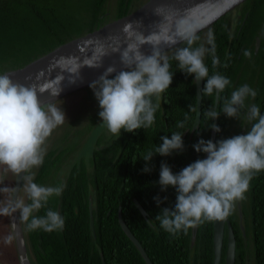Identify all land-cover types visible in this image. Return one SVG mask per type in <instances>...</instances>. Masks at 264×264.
<instances>
[{
    "label": "trees",
    "instance_id": "obj_1",
    "mask_svg": "<svg viewBox=\"0 0 264 264\" xmlns=\"http://www.w3.org/2000/svg\"><path fill=\"white\" fill-rule=\"evenodd\" d=\"M107 2L0 0V74L21 69L57 47L92 33L141 7L132 8L133 0H118L116 10L109 12ZM238 7L242 8V16L232 39H229L232 32L227 17L221 18L210 29L215 35L216 55L221 66L214 69L208 54L204 62L209 68V75L218 71L230 79L231 86L221 96H230L235 88L248 84L256 90L255 105L264 114V0H248ZM204 33L199 34L202 39L198 43L206 38ZM258 35L261 47L257 61L261 60V66L245 63L246 57L241 54L242 45L236 46L235 42L237 39L240 44L246 43L244 50L251 51V57H255L254 43ZM184 46L183 43L178 47ZM176 48L168 52L169 56ZM170 63V70L174 72L173 82L161 94V108L156 112L150 128L131 133L121 130L123 135L117 139H101V143L106 144L105 148L93 149V158L88 161L85 156L80 157L72 166L74 153L83 138L93 130L106 129V126L97 124V118L90 114L86 124L74 131L75 136H71V130L66 132L65 146L56 147L45 155L34 182L51 186L61 181L66 184L62 195L50 198L48 203V207L54 210L58 211L60 207L65 227L63 231L47 233L43 230L27 232L23 225L32 264H146L119 223L120 211L153 264H213L214 221L199 225L196 244L192 249V229L187 234L181 232L173 236L155 220L162 208H174L177 195L171 186L161 191L158 183L161 164L166 163L173 174H177L197 159H203L204 153H197L193 145L199 139L210 140V124L221 129L219 133L216 132V142L246 134L252 124L245 117L246 108L241 114L242 118L239 116L236 120L227 119L223 113L217 121L209 120L203 112L215 106L216 96H204L199 127L191 140L188 139L189 133L184 149L173 151L169 156L154 154L150 162L144 161L141 157L147 151L154 150L164 134L171 135L174 130L182 133L186 128L191 132L195 123L197 110H190L197 109L194 76L180 71L175 60ZM224 63L228 64L227 68L222 66ZM90 89L87 90L88 100L97 101ZM153 102H156L155 97ZM186 115L185 127L177 128L176 123L183 121ZM146 165L150 172L143 171ZM90 195L94 202L95 234L90 225ZM157 196L163 200L159 206L154 200ZM164 197L167 199L164 200ZM135 200L145 209L148 219L141 214ZM241 210L243 216L247 217L248 227L246 236L239 230L236 264H264V171L256 174L250 182L246 199L241 201ZM44 212L45 209H42L35 215H44ZM233 214L234 220H239L237 211H233ZM150 219L153 220L151 224L147 222Z\"/></svg>",
    "mask_w": 264,
    "mask_h": 264
},
{
    "label": "clouds",
    "instance_id": "obj_2",
    "mask_svg": "<svg viewBox=\"0 0 264 264\" xmlns=\"http://www.w3.org/2000/svg\"><path fill=\"white\" fill-rule=\"evenodd\" d=\"M155 14L161 19L148 35L140 30L142 21L135 22V27L132 22L124 25L127 46L120 52L122 69L117 71L114 66H109L89 85L101 109L98 113L101 124L117 138L121 130L131 133L150 128L161 108V94L173 82L172 60L177 62L180 71L194 76L195 81H206L201 89L202 97L215 94L222 102L219 111L213 105L208 107L203 112L206 118L218 119L221 113L238 118L241 109L246 107V99H254L257 92L249 85H242L231 91L230 96H221L231 86V81L218 71L209 75L204 62L208 54L214 69L221 66L216 55L214 32L209 30L204 41L198 43L202 39L198 35L202 25L187 16L174 18L165 14L162 7H157ZM232 38L233 35L229 34V39ZM177 42L186 46L176 48L169 56L164 46ZM146 44L151 47L150 54L141 50ZM105 55L106 50L99 45L84 63L99 68ZM243 55L250 59L252 53L244 50ZM71 63L73 66L69 71L78 76L80 66ZM222 66L227 68L228 64ZM38 91H48L54 99L42 103ZM60 91L50 85L40 88L24 86L13 82L9 74H0V172L11 173L22 184L19 188L9 186L0 176V216L15 217L18 212L19 222L24 224L27 232L43 230L52 233L63 231L65 227L64 217L49 208L48 203L50 198L62 195L66 184L61 181L51 186L34 182V169L44 162L49 137L66 120L55 99ZM187 119L186 115L176 127L183 129ZM247 120L253 123L246 134L217 142L199 139L193 148L197 153L207 154L206 158L197 159L179 173L173 174L166 163L161 164L158 181L161 191L171 186L177 193L174 208H162L155 217L165 232L177 236L181 232L187 234L189 229L205 222L225 220L233 213L236 203L246 199L250 182L256 174L264 171V114L259 106L247 107ZM209 127L217 133L221 131L215 124ZM183 133L174 131L170 138L162 136V143L141 158L150 162L154 154L169 156L173 151H182ZM143 171L150 172L151 169L146 165ZM20 191L24 197L18 195ZM154 200L158 206L163 203L159 196ZM42 209H45L44 215H35ZM152 221L147 222L151 224Z\"/></svg>",
    "mask_w": 264,
    "mask_h": 264
},
{
    "label": "water",
    "instance_id": "obj_3",
    "mask_svg": "<svg viewBox=\"0 0 264 264\" xmlns=\"http://www.w3.org/2000/svg\"><path fill=\"white\" fill-rule=\"evenodd\" d=\"M248 0H148L140 8L128 14L127 16L118 20L112 21L101 28L89 33L85 36L76 38L68 43H65L48 54L32 61L25 67L17 70H11L5 74H9L10 79L15 83L22 84L24 86L36 85L37 88L51 86L54 89H61L60 94L55 97L56 103L66 98L67 96L74 94L78 91H87L90 89V84L95 81L103 71L109 67L114 66L117 71L122 69L120 52L127 46L126 37L123 33V27L125 24L132 22L135 27V22L142 21V27L140 30L144 35H148L151 31L155 30V25L160 21L161 17L155 14L157 7H162L165 14H171L174 18L187 16L194 22L202 25L201 32L211 28L222 17L228 14L231 10L240 6ZM183 44L177 42L174 45H165L164 48L168 52L174 48ZM103 45L107 52V55L103 57L102 66L99 68L88 67L84 61L93 56L95 49ZM261 46V40L258 39L256 47L257 50ZM115 49V50H114ZM145 54H150V45H144L141 49ZM71 62H75L79 67V75L69 71L73 65ZM197 92V118L194 124V129L199 127V123L202 115V103L203 97L201 95V89L204 87V81H195ZM51 89H49L50 91ZM38 98L42 103L51 99L50 93L45 91L40 93L38 91ZM218 99L216 97L215 108H218ZM217 121V119H214ZM97 131V130H96ZM96 131H93L95 134ZM96 136V135H94ZM213 142H216V132L212 130L211 138ZM95 143V142H94ZM93 144H90L88 148L89 154L82 152L76 157V161L80 157L90 155L93 158ZM86 148V150L88 151ZM207 155V154H206ZM206 155L204 158H206ZM74 162L72 163L73 166ZM71 169V168H69ZM22 186L19 179L15 178L14 187L19 188ZM19 196H23L24 193L20 191ZM90 210V225L92 232L95 234L94 223V202L90 195L89 199ZM135 204L141 214L148 219V214L142 205L135 200ZM60 213V207L58 209ZM61 215V213H60ZM15 217H10L11 232L16 245L20 264H32L29 254V249L26 242V235L22 223L19 222V213L14 214ZM119 223L127 235V237L135 244L137 249L143 256L146 264H153L150 257L144 250L140 241L131 232L126 222L123 220L122 212H119ZM229 228L228 243L226 251V264H236L237 255V241L228 217L225 220L214 221L213 229V248H214V261L213 264H222L223 247L225 240V228ZM198 228L192 229V241L191 248L194 249L196 244V238Z\"/></svg>",
    "mask_w": 264,
    "mask_h": 264
},
{
    "label": "rangeland",
    "instance_id": "obj_4",
    "mask_svg": "<svg viewBox=\"0 0 264 264\" xmlns=\"http://www.w3.org/2000/svg\"><path fill=\"white\" fill-rule=\"evenodd\" d=\"M147 1L148 0H133L132 8H138ZM117 2L118 0H108L107 9L109 10V12H114L116 10ZM90 91L93 92L92 89H90ZM92 96L95 97L94 92L92 93ZM88 98H89V93L87 91L82 90V91H78L74 94L67 96L66 98L62 99L61 101L57 103L58 105H60V107L64 111L66 120L64 124L57 127L53 131L52 135L49 137L47 141V153L56 147L65 146L66 145L65 143L66 132H68V130H71L72 131L71 136L73 135L75 136L74 131L81 128L82 125L83 126L85 125V123L88 120L87 119L88 115L92 114L94 116H98V113L101 110L99 108L98 101H89ZM95 107L97 108L94 111ZM242 113L243 112H241L240 114ZM228 118L229 117H227V119ZM70 124L72 126L71 128H68ZM104 129L96 131L94 135H96L97 137L100 134L105 133ZM89 151L90 150L88 149V152ZM85 157L88 158L87 160L89 161L91 159L89 157H92V156L85 155ZM71 159L72 158H70L67 161L66 166L69 165ZM38 169H34L35 173ZM0 176L4 177L5 183L7 185L14 187L15 177L11 173L4 174L0 172ZM21 197H24V195ZM25 201L27 202L26 197H25ZM0 264H20L16 245H15L13 235L11 232L10 217H7V216H0Z\"/></svg>",
    "mask_w": 264,
    "mask_h": 264
},
{
    "label": "flooded vegetation",
    "instance_id": "obj_5",
    "mask_svg": "<svg viewBox=\"0 0 264 264\" xmlns=\"http://www.w3.org/2000/svg\"><path fill=\"white\" fill-rule=\"evenodd\" d=\"M241 11H242V8L241 7H236L235 9H233V10H231L228 14H226L224 17H227V21L229 22V24H230V29H231V32H232V34H233V37H234V33H235V31H236V29H237V25H238V22H239V20H240V18H241V16H242V14H241ZM223 18V17H222ZM213 27V26H212ZM211 27V28H212ZM211 28H209V29H207V30H205V31H203V32H205L204 34H203V36H205L206 34H207V32L206 31H208V30H210ZM203 32H201V33H203ZM200 33V34H201ZM199 35V34H198ZM258 39H260L261 40V38H260V35H258L256 38H255V43H254V55H255V57H251L250 59L249 58H247L246 57V60H245V63L246 62H251V63H249V64H254V65H259V66H261V64H263L262 62H261V60H259V61H257V54H258V52H259V49L257 50V47H256V44H257V41H258ZM236 41L235 42H237V45L236 46H240V45H242L241 46V54H243V51H244V49H245V46H246V43H243V44H240L239 42H238V40L237 39H235ZM251 46V45H250ZM261 47V46H260ZM172 51V50H171ZM242 56V55H241ZM241 56H240V58H241ZM242 85H248V84H242ZM216 101V100H215ZM219 103H221V101H218V105H219ZM257 102L255 101V98L253 99V98H251V97H249V98H247L246 99V101H245V104H246V107H249V106H251V105H253V104H256ZM215 107V106H214ZM245 107V108H246ZM244 108V109H245ZM244 109H241V111H240V113L241 112H243V110ZM157 114V113H156ZM155 114V115H156ZM240 116V117H239ZM238 117L239 118H242V116H241V114L239 115ZM94 117H96L97 118V124L98 123H102V119L99 117V116H94ZM245 117H246V119H247V108L245 109ZM196 118H197V115H196ZM236 119H238V118H232V120H236ZM195 122H196V119H195ZM92 123V122H91ZM253 122H251V124H252ZM86 124V123H85ZM195 124V123H194ZM102 125V124H101ZM104 125H102V127H103ZM189 127V126H188ZM198 129V128H197ZM197 129H194V126H193V128H192V130H191V132H190V129L189 128H186V130H185V132L183 133V136H182V139H183V142H184V144L186 143V140H187V137H188V135H189V133H190V135H189V140H191L192 139V135L195 133V131L197 130ZM105 130V133H103V134H101V135H99V136H94V135H92L93 134V132H91V133H89V134H87L84 138H83V140L81 141V143H80V146H79V149L76 151V153H74V160H73V162L75 163L76 162V157L78 156V155H80L82 152H85V153H89L88 151H86V148L88 149L89 147H90V144L92 143L93 144V146H92V149H103V148H105L106 147V144H104V143H101L102 141H101V139H103V140H107L108 138H111V140H113V139H115L116 138V136H114V135H112L108 130H107V128L106 129H104ZM94 131V130H93ZM175 131V130H174ZM173 131V132H174ZM137 133V132H136ZM138 134V133H137ZM121 135H123V132L121 131ZM120 135V136H121ZM164 135H167V136H169V138H170V136L171 135H169V134H164ZM163 135V136H164ZM117 139V138H116ZM95 142V143H94ZM162 143V140L160 139V141L158 142V144L156 145V147L159 145V144H161ZM93 152H94V150H93ZM205 153H204V156H203V158L205 157ZM72 157V158H73ZM237 211V213L239 214V220H237V219H235L234 220V214L232 213L229 217H228V219H229V222H230V224H231V227H232V229H233V232H234V234H235V237H236V241H237V246H238V239H237V237H238V235H239V230H241L242 231V233H243V235L244 236H246V229H247V227L248 226H246L247 224H246V222H247V217H244L243 216V213H242V210H241V201H238L237 203H236V206H235V209H234V213ZM228 234H229V228L226 226V228H225V240H224V247H223V257H222V264H226V252H224L225 251V246H226V251H227V243H228ZM224 253H225V255H224ZM237 256V255H236Z\"/></svg>",
    "mask_w": 264,
    "mask_h": 264
}]
</instances>
